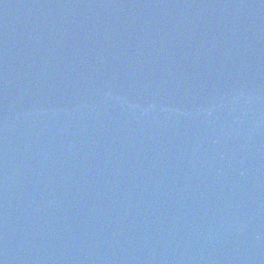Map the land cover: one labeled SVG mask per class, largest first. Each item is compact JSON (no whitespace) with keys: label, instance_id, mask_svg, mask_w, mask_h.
<instances>
[{"label":"water","instance_id":"water-1","mask_svg":"<svg viewBox=\"0 0 264 264\" xmlns=\"http://www.w3.org/2000/svg\"><path fill=\"white\" fill-rule=\"evenodd\" d=\"M0 264H264V0H0Z\"/></svg>","mask_w":264,"mask_h":264}]
</instances>
